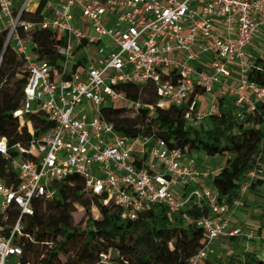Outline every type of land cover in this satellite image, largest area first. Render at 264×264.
I'll return each instance as SVG.
<instances>
[{
	"label": "built area",
	"instance_id": "obj_1",
	"mask_svg": "<svg viewBox=\"0 0 264 264\" xmlns=\"http://www.w3.org/2000/svg\"><path fill=\"white\" fill-rule=\"evenodd\" d=\"M37 10L38 20H23ZM1 26L5 46L29 73L14 116L33 140L27 150L15 146L17 186L0 180V221L10 212L17 216L8 235L0 227V264H28L20 260L17 240L33 214L32 201L56 198L55 186L75 175L85 193L105 195L104 204L111 201L122 219L136 220L154 206L170 213L206 207L208 215L197 222L205 241L190 264L213 255L222 237L257 242L264 253V231L233 226L242 198L220 201L213 174L201 173L186 149L162 139L122 137L101 117L105 105L133 114L173 107L183 109L185 121L198 123L220 115L221 96L233 103L237 118L254 113L264 105V87L248 79L246 50L264 36V0H23L17 9L13 0H0ZM36 30H50L61 40L58 64L34 53L29 35ZM148 84L155 89L154 104L130 100L117 89L142 91ZM38 112L53 127L35 137L23 115ZM0 154L8 158L5 139ZM254 176L247 175L241 197ZM95 264L116 263L103 253Z\"/></svg>",
	"mask_w": 264,
	"mask_h": 264
},
{
	"label": "trees",
	"instance_id": "obj_2",
	"mask_svg": "<svg viewBox=\"0 0 264 264\" xmlns=\"http://www.w3.org/2000/svg\"><path fill=\"white\" fill-rule=\"evenodd\" d=\"M13 1L17 9L21 1ZM38 13L39 10L35 14H25L23 20H38ZM6 35L1 26L0 139L6 140L8 158L0 154V180L15 188L18 173L12 160L19 155L15 146L27 150L33 138L27 127H21L19 118L14 116L21 108L22 92L29 73L24 60L5 46ZM29 37L36 46L34 53L39 60L52 65L61 61L57 53L61 40L54 32L36 30ZM248 79L264 87V56L256 58L250 65ZM117 89L130 100L148 104L156 102L155 89L151 84L142 91L130 85ZM218 104L219 116H211L198 123L185 121L183 109L173 107L154 112L141 109L133 117H128L126 109L105 105L101 109V117L112 123L122 137L162 139L171 146L186 149L189 154L202 152L208 157L231 155L232 159L226 166L211 176V184L220 201L231 203L242 198L241 208L247 206L259 210L252 221L260 233L264 231V105L239 119L228 97L221 96ZM23 119L31 123L35 137L53 127L41 112L23 115ZM252 172L255 176L245 194L253 196V199L244 197L245 194L241 197L242 186ZM55 187L56 198H35L32 201L33 214L23 225V235L17 240L22 247L20 260L23 263L95 264L100 254L108 253L116 264H190L203 247L205 233L197 222L208 215L206 207L188 206L170 213L154 206L136 220H128L121 218L120 210L111 201L104 204L105 195L85 193L83 180L77 175L65 178ZM93 207L99 212L98 219L91 215ZM77 209L87 216L83 228L73 224L72 213ZM16 217L14 212H10L6 222L0 221L2 234L8 235ZM222 238L227 239L231 252L225 255V260L215 258V264H264L257 242L240 237Z\"/></svg>",
	"mask_w": 264,
	"mask_h": 264
},
{
	"label": "rangeland",
	"instance_id": "obj_3",
	"mask_svg": "<svg viewBox=\"0 0 264 264\" xmlns=\"http://www.w3.org/2000/svg\"><path fill=\"white\" fill-rule=\"evenodd\" d=\"M34 5L30 6V8H33ZM262 56H264V36H258L254 39L252 46L246 50V60L249 64H253L256 58ZM72 63L73 61L71 60L70 64ZM205 98L208 99V96H205ZM31 109L32 110L35 109V106L33 104H31ZM85 112L87 113V115L90 116L89 111H85ZM133 115L134 114L132 112H128V111L126 112V116L128 117H133ZM191 157L195 160L197 168L200 169V172L203 174H214L221 168L225 167L229 159H232L231 155L208 157L202 152L191 153ZM207 181L209 180L207 179ZM244 197H248V199H253V196L247 195V193L245 194ZM258 214H259V210H253L251 207L245 206L239 209L237 213H235L233 222L235 223L237 218L238 224L255 225V223L252 220L253 217H255ZM91 215L94 219H98L100 217L99 212L95 207L91 209ZM72 217H73V224L75 226H79L80 228L84 227L87 220V216L81 209L75 210V212L72 213ZM239 219H242L243 221L240 222ZM257 249L258 251H260L261 247L257 246ZM230 252L231 250L229 249L227 239L222 238L215 244L214 254L199 264H215L214 261L215 258H221L225 260V255L230 254ZM261 256H264V253H262ZM61 258L63 259L64 257L61 256Z\"/></svg>",
	"mask_w": 264,
	"mask_h": 264
},
{
	"label": "crops",
	"instance_id": "obj_4",
	"mask_svg": "<svg viewBox=\"0 0 264 264\" xmlns=\"http://www.w3.org/2000/svg\"><path fill=\"white\" fill-rule=\"evenodd\" d=\"M199 171H200V169H199ZM206 184H210V181H206ZM237 213V212H236ZM239 221L241 222V221H243L242 219H239ZM239 225H242V224H238L237 223V218H236V222L234 223V225L233 226H239Z\"/></svg>",
	"mask_w": 264,
	"mask_h": 264
}]
</instances>
